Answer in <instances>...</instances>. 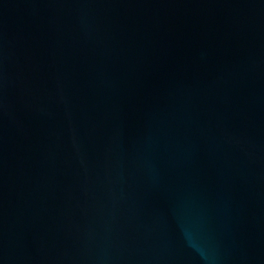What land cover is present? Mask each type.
Returning <instances> with one entry per match:
<instances>
[{"label":"water","instance_id":"water-1","mask_svg":"<svg viewBox=\"0 0 264 264\" xmlns=\"http://www.w3.org/2000/svg\"><path fill=\"white\" fill-rule=\"evenodd\" d=\"M0 264H264V0H0Z\"/></svg>","mask_w":264,"mask_h":264}]
</instances>
